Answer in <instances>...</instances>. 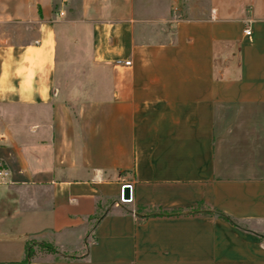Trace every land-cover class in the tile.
Returning a JSON list of instances; mask_svg holds the SVG:
<instances>
[{"label":"crops","instance_id":"obj_1","mask_svg":"<svg viewBox=\"0 0 264 264\" xmlns=\"http://www.w3.org/2000/svg\"><path fill=\"white\" fill-rule=\"evenodd\" d=\"M171 12L0 0V264H264V0ZM60 44L90 66L66 95Z\"/></svg>","mask_w":264,"mask_h":264},{"label":"rangeland","instance_id":"obj_2","mask_svg":"<svg viewBox=\"0 0 264 264\" xmlns=\"http://www.w3.org/2000/svg\"><path fill=\"white\" fill-rule=\"evenodd\" d=\"M184 1V0H182ZM137 3V7L142 8L143 10V14L144 15H152L155 17H164L166 15H169L170 13L174 14L173 11L175 9V7L177 6L178 0H136ZM149 10L148 13H145V10ZM23 29L26 38H30L31 36H33V29L29 28V27H24V28H20ZM76 30L77 33L79 34L80 39L82 40V35L79 33L80 29H66L65 26L63 25V27L59 28V31H61V34H66L67 35H71L73 38L72 40H77L76 38ZM74 35V36H73ZM77 44L75 45L74 48H68L65 44H60V48H59V61H58V73H60L59 76V84H61V89L63 91V94H67V91L69 89V87H65V77H68V79L70 80H77V82L80 84L83 81H88V73L90 71V66L88 64V61H81V60H72L71 58H68L70 56H68V53L70 51H72V53L74 52V49L81 51V46L82 44H79L76 47ZM73 49V50H72ZM71 53V52H70ZM61 78V79H60ZM83 90L80 93V97H91V96H96L99 95L100 93L98 92H92L90 91V87H82ZM70 92H68L69 95ZM105 94H109V92L105 93ZM123 194H121V196L119 197V201L123 202ZM101 212H98V216L97 218H95L94 220H91L90 222V234H91V230L92 227L95 223V221L100 217ZM31 246H33L34 250L37 252V255L40 256L42 254H45L40 250V246H39V242H36L34 240L31 241ZM57 253H54V255H56ZM59 255V253L57 254Z\"/></svg>","mask_w":264,"mask_h":264},{"label":"trees","instance_id":"obj_3","mask_svg":"<svg viewBox=\"0 0 264 264\" xmlns=\"http://www.w3.org/2000/svg\"><path fill=\"white\" fill-rule=\"evenodd\" d=\"M197 208H192L190 209L191 211H189V213H197V211L199 209H204L203 212L205 214H211V211H208L207 209H205L203 207V202H199ZM159 214L162 215H179V214H183V210L182 209H171V210H167V209H159ZM219 214H221L222 216L226 217L227 219H230L229 216L225 215L222 212H219ZM231 221L234 222V220L231 219ZM40 249L44 250L45 252H49V253H55L56 252V248L53 244L48 243V242H41L39 243ZM35 257V250L33 248V246H31V241L27 242L26 245V255L25 258L22 260V264H29Z\"/></svg>","mask_w":264,"mask_h":264},{"label":"built area","instance_id":"obj_4","mask_svg":"<svg viewBox=\"0 0 264 264\" xmlns=\"http://www.w3.org/2000/svg\"><path fill=\"white\" fill-rule=\"evenodd\" d=\"M245 33L248 34V35H250L252 33V31H251L250 28H247V29H245ZM118 62H121V61H118ZM125 63L126 64H131V61H125ZM1 173H3V172H1ZM125 185H129L130 186V189H131V199L130 200H127V199H124L123 198L122 200H123V202H128V201H131L132 198H133V187H132V184L131 183L124 184L123 186H125Z\"/></svg>","mask_w":264,"mask_h":264},{"label":"water","instance_id":"obj_5","mask_svg":"<svg viewBox=\"0 0 264 264\" xmlns=\"http://www.w3.org/2000/svg\"><path fill=\"white\" fill-rule=\"evenodd\" d=\"M122 194H123L124 199H127V200L131 199V189L129 185L123 186Z\"/></svg>","mask_w":264,"mask_h":264}]
</instances>
